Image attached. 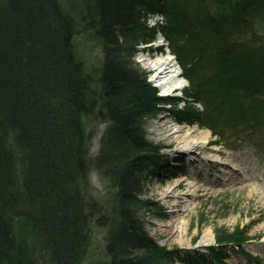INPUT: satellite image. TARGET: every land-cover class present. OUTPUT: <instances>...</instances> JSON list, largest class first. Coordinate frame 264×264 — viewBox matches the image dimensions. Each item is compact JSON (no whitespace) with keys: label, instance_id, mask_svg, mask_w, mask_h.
Wrapping results in <instances>:
<instances>
[{"label":"trees","instance_id":"trees-1","mask_svg":"<svg viewBox=\"0 0 264 264\" xmlns=\"http://www.w3.org/2000/svg\"><path fill=\"white\" fill-rule=\"evenodd\" d=\"M148 14L166 20L159 30L189 81L182 98L147 92L131 60ZM260 20L264 0H0V264H83L94 219L108 229L107 264H149L147 254L166 261L139 213L151 204L141 199L144 179L169 161L148 141L145 120L184 103L217 136L224 121H263L264 46L247 41ZM81 37L102 48L98 66L80 56ZM238 69L255 70L262 90L249 85L240 95ZM225 86L231 94H221ZM92 117L107 124L94 159ZM91 168L109 185L110 209L89 200ZM242 233L229 241L240 245Z\"/></svg>","mask_w":264,"mask_h":264},{"label":"rangeland","instance_id":"rangeland-1","mask_svg":"<svg viewBox=\"0 0 264 264\" xmlns=\"http://www.w3.org/2000/svg\"><path fill=\"white\" fill-rule=\"evenodd\" d=\"M144 21L149 30L140 33L136 55L131 60L147 76V92L152 87L158 97H184L189 81L170 43L159 30L166 24L164 16L148 14ZM154 29L157 31L152 39ZM247 37L249 44L260 50L264 46V21L260 20L249 30ZM79 39V54L87 66L101 64L102 48L83 37ZM168 53L176 59L183 72L182 78L187 81V85L175 93L161 89L153 79L154 69H148L143 62L146 57L153 59ZM241 71L238 69L233 75L234 89H238L240 95L244 96L250 86L262 90L255 70ZM259 80L263 82V79ZM200 87L211 94L220 93L216 91L217 86L212 88L209 82H203ZM232 87H223L221 94H231ZM197 107L202 109L201 104ZM185 108L184 103L160 106L144 124L148 141L161 146L162 154L169 159L159 175L150 174L144 179L141 199L151 204L149 207L141 205L139 213L149 237L169 254L166 261L161 259L162 253L161 256L153 254V257L147 254L149 264L160 259L165 264H264V118L263 121L252 119V124L239 123L235 119L224 121L217 126L221 133L217 136L184 113L187 112ZM217 117L214 115L208 123L213 124ZM85 124L91 137L89 157L94 159L99 154L107 124L93 117L86 119ZM178 128L192 137L207 133L209 139L199 140L198 148H185V135L176 133ZM87 191L91 202L110 209L109 185L95 168L90 169ZM241 233L240 245L229 241L231 236ZM107 243L108 229L94 219L83 264H107ZM210 252L217 255L216 261L209 259ZM195 255L203 257L197 260L199 263H192L196 260Z\"/></svg>","mask_w":264,"mask_h":264},{"label":"bare ground","instance_id":"bare-ground-1","mask_svg":"<svg viewBox=\"0 0 264 264\" xmlns=\"http://www.w3.org/2000/svg\"><path fill=\"white\" fill-rule=\"evenodd\" d=\"M163 40L160 38V43ZM145 66L148 69H154L153 79L157 85L160 86L167 93H175L181 89H183L187 85V81L182 78V69L179 67L176 59L172 56V54L168 53L167 55H161L157 58L146 57L143 60ZM174 131H176L174 129ZM180 132L183 134L185 138V148H198L200 144H198L199 140L208 141L209 135L207 133L201 134L200 137H192L191 135L184 134L182 129H177L176 133ZM171 191V190H169ZM164 193L163 195H166ZM209 242V241H208Z\"/></svg>","mask_w":264,"mask_h":264}]
</instances>
